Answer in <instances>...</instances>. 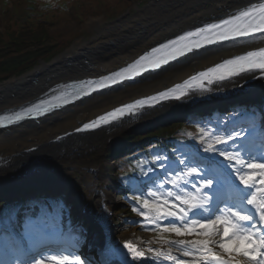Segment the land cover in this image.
<instances>
[{"label": "bare ground", "instance_id": "obj_1", "mask_svg": "<svg viewBox=\"0 0 264 264\" xmlns=\"http://www.w3.org/2000/svg\"><path fill=\"white\" fill-rule=\"evenodd\" d=\"M250 1L256 0H224L222 1V4H219L218 2L213 4L211 10L203 12L202 15L199 13H190L184 17H175L171 23H150L143 27V30L138 37H135L132 40H127L119 47L112 46V49L109 51L98 53L95 59L91 61V64H94V66H88V61L85 64L80 63L77 65L76 70L78 72L81 70V72H79L81 73L80 75L86 74L85 76L94 75L96 74L95 72L114 70L134 59L144 49L148 48L151 45V42L170 35L172 31L184 29L185 26L192 24L208 14L217 17L230 11L238 10ZM100 22L101 19L99 18L91 20L92 24ZM262 46H264V35L233 41L221 46L201 50L200 52L193 53L172 65H168L166 68H163L158 72L145 74L141 78L128 84L124 83L111 90L95 93L74 104L72 107L60 112L57 111L52 113L49 117L41 119L39 122L34 121L23 125L18 124L11 129L9 128L10 130L7 129L9 131L5 130L3 133H0V155L5 156L13 155L17 152L21 153L23 149L31 146H38L40 151L46 150L50 145L54 144L52 139L57 135L67 132L70 129H74L79 126L80 122L92 118L96 114L104 112L111 107H115L117 104L130 101L136 97L150 94L176 82H180L193 72L204 69L225 57L241 53L247 49ZM46 67V65H41L37 68L38 71L32 73L31 76L39 71H43ZM68 70H74V67L69 68ZM251 76L252 75L238 77L226 82L215 84L214 86L212 85L205 90L191 94L187 99L168 103L166 105L163 104L156 109L142 112L137 115H130L128 118L120 119L99 131H93L79 136H68L63 139L64 142L70 143L71 141L75 143L67 148L62 154L52 152L51 155L53 160L58 162L61 160V164L70 160L72 158V153H78L79 151H92V154H94V158L90 162V165L94 169L88 177L95 187V189L92 190L93 193L102 191L103 196L101 195V197L94 202L92 200L87 201L92 217L91 222L96 220V225L92 227L91 232L87 236V243H90L91 241L93 242L91 250L93 254L95 252L94 255L98 262L103 264H112L111 261H115L117 264H177L178 260H188L190 262L198 260L199 264H202L203 261H205V259L199 254L192 257H185L183 253L189 249L173 240L164 244L155 241L152 237L146 235L139 229L132 228L130 231H122L119 230L118 226H112V221L109 219L108 214L105 216L103 211L97 210L99 209L100 204L104 203V209L109 213L113 210L116 204V196L109 192L107 186L108 177L106 173L101 170V156L102 158L104 157V154L102 153L103 149L115 138L120 136L126 129L151 120H156L168 113H181L186 107L204 98L219 99L228 95H238L241 93L254 97L255 99L261 96L260 103L264 107V79L249 81L248 79ZM82 77L83 76H68L62 81L67 82ZM11 82L12 81H10L9 84ZM5 86H8L7 83L0 86V89L4 90ZM25 86L26 85L22 84L19 86H12L10 88L11 90H20L18 92L19 95L15 94L14 97H12V91L10 92V90L0 92V109L7 107V105L11 106L9 105L10 103L19 104L17 98L20 96L22 97L24 94L22 89H25ZM33 87L34 85L31 86V88ZM34 97L38 96L36 95ZM78 140H80V142H76ZM61 142L62 141H60V143ZM69 153H71V156H67ZM98 175H101V177H98ZM95 178L99 179L95 180ZM74 193H76V190ZM112 216L114 217V215ZM105 219L107 221L104 222ZM126 244H131L137 251L143 252L144 256L134 259L129 254L128 248L125 247ZM12 245L13 243H9L5 240V250L2 254L3 259L6 260L5 262H12V260H14L9 252ZM17 249L21 255L20 248ZM214 250L218 251L216 248H214ZM169 257H173L174 259H169Z\"/></svg>", "mask_w": 264, "mask_h": 264}, {"label": "snow or ice", "instance_id": "obj_2", "mask_svg": "<svg viewBox=\"0 0 264 264\" xmlns=\"http://www.w3.org/2000/svg\"><path fill=\"white\" fill-rule=\"evenodd\" d=\"M254 33H264V4H261L258 10L253 7L241 11L238 15L232 16L228 19L220 20L219 23H210L205 27L197 28L195 33L186 32L183 36L177 38V41H185L189 37L200 36L201 39H196L182 44L179 47H175L177 41L169 40L167 45H160L161 49L174 46L169 56L148 60L147 57H141L134 64L127 68H123L119 72L113 73L111 76L104 77L98 84V87L104 88L108 84H116L119 80L128 78L129 76L139 75L141 72L146 71L149 68L157 69L162 64H167L169 59H176L177 56H183L186 52H191L193 49H199L205 45H214L218 42L228 41L235 38L247 37ZM158 49H152L153 53H156ZM256 54L249 52L247 56H238L234 60L225 61L224 64L217 65L216 69H209L208 73H200V77L206 78L210 73H215L220 69L218 79L224 80L226 77L239 75L241 73L253 72L254 70H260L264 73V51L261 52V59H252ZM147 61V63H142ZM193 79H196L195 77ZM203 85L201 84V87ZM180 89L181 86L177 85ZM95 91V89H92ZM87 92L81 91V95H87ZM184 91H180V95H184ZM167 98V94H161ZM79 98V97H75ZM155 99V98H153ZM65 103L68 101L65 100ZM40 105H35L33 108L28 109L29 114L41 115L43 112H47L49 109ZM143 104V102H138ZM132 109V105L127 106ZM117 113L124 114L123 109H118L115 112L109 113L107 116L101 117L100 121L108 123V117L112 119L117 118ZM16 120L24 119L23 115H17ZM100 121H94L92 124H85L84 129L98 127ZM13 121H9L12 123ZM79 131V129H77ZM243 133L236 131L233 134L227 136L225 141H222V146L226 149L229 147L228 142L235 144L237 140L241 139ZM242 152L245 153V149L239 145ZM205 152L218 153L220 157H226V163L231 168L233 174L238 180L240 186L247 192L246 195L233 189L234 195L232 197V203L230 206L226 205L228 211L227 215L223 214L218 206L216 212H221V215H217L214 219L211 217H205L200 220H192L189 223L186 220L188 211L192 209H198L204 207V204L192 203L190 207H181L180 203L183 202L186 206L188 200L182 196H177L176 201L170 202L167 199L164 200H152L142 199L141 203L146 211H141V216L145 219H149V213H154L163 219L168 220L167 224L161 225L162 231L175 233L177 236L191 235L195 231L196 227L203 229L202 232L197 235H202L203 239H196L194 241L180 240L177 243L185 246L189 250L184 251L185 257H192L199 254L205 260H208L210 264H264V163L248 162L246 167L243 160L238 162L228 151L213 150L212 145L209 144ZM250 160L260 159L264 160V156L254 158L248 155ZM167 160V158H165ZM180 167V172L187 177H191V180L201 182L205 189L210 188L213 185V180L209 177L201 175L198 172L197 160H179L174 162ZM161 167L164 168V176L167 177V182L176 185L177 179L168 177V167L165 166L164 161H161ZM258 170V171H257ZM257 175L261 178L259 186L256 182ZM190 181L185 183V187L188 186ZM194 188L195 185H192ZM257 193L260 194V198L257 199ZM153 197L156 193L151 194ZM134 200H140V197H133ZM190 200H196L195 196L189 197ZM204 201L209 202L208 197H204ZM207 210V209H205ZM192 215L197 213L192 211ZM182 225V226H181ZM246 225L245 234H238L240 232V226ZM259 225V227H257ZM222 232L224 237L223 241L219 243V248L222 252L214 250L213 245L216 243L214 237ZM27 235V233H25ZM20 244V241H17ZM129 254L138 259L144 256V253L137 251L131 244H126ZM48 259L58 262V264H82L79 256H51ZM169 259H174L169 257ZM13 264H20L19 260H15ZM27 264H45V258L31 259ZM177 264H199L198 260H178Z\"/></svg>", "mask_w": 264, "mask_h": 264}, {"label": "rangeland", "instance_id": "obj_3", "mask_svg": "<svg viewBox=\"0 0 264 264\" xmlns=\"http://www.w3.org/2000/svg\"><path fill=\"white\" fill-rule=\"evenodd\" d=\"M21 1L23 3V7L26 8V7H32V3L34 0H21ZM35 1L41 2L42 0H35ZM67 1L69 5L78 6L76 4L79 3L83 4L84 7L82 9H78L77 11L79 16H82L83 13L89 9V4H91L92 2V0H67ZM105 1L108 4H105V2H100L97 3V6L94 5V7H92L93 9L95 10L97 9L99 12L103 13V15L100 14L96 17H89L85 21L80 23H76L75 21H71V20L59 21L57 24L51 26L52 33L67 31L62 39H55V43H57L58 46L55 49H53V53H58L63 49L64 50L60 52L57 55V57L52 58V60H50L51 62L56 60L58 57L65 55L66 57L65 58L63 57V60L58 64V66H62V64H67L68 62L75 63L77 61H82L85 55L90 58L89 63L87 65L90 67L92 65L94 66V64H91L92 63L91 61L95 59L98 53H104L105 51H109L110 49H112V46L119 47L120 45L124 44V42H126L127 40H132L133 38L138 37L142 32L143 27L147 26L148 24L157 23V22L171 23L175 17L178 18L184 17L189 15L190 13L193 14L199 13L202 15L203 12L210 10L213 4H215L216 2L222 4L223 3L222 1L224 0H158L156 2H153V0H147L143 3L142 6V9H144V11L146 12L144 11L141 12L140 11L141 9L138 8L136 5H134L133 7L135 9L134 12L132 14L126 13L123 16H122V6L127 3L132 4L131 0H110V2H108L107 0ZM12 2L15 3L14 9L12 8L11 5ZM50 3L52 4L53 7L58 6V10L63 9L65 4L64 0H51ZM20 6L21 4L19 5L15 0H0V7L3 10V16H4V12L5 14L12 16L15 9L20 10ZM127 8H129V6H127ZM124 9L125 8H123V10ZM7 10L8 12H6ZM59 15L66 18L70 17L69 13L63 10L59 11ZM95 18L101 19V22L97 24L95 23L92 24L91 20ZM118 18L119 20L117 21L114 22L111 21ZM5 21L7 22V20ZM3 28L4 25L1 20V14H0V30H3ZM35 43L34 46L30 47V49L38 48L39 44H37V42ZM37 51L39 52V55L35 56L36 62L33 59L30 60L31 63L33 62L35 65L32 69L16 72L14 75H20V76H12L8 80L6 79L5 81H3V83H1L0 86L5 85L6 83L7 85H9V81L19 80L21 77H23V75L32 73L41 65H46V62H50L49 60L47 61L43 59L44 57L45 58L47 57V54H45L42 51V49H37ZM31 52L33 51H28L24 53V56H22V59H19V61L24 60L23 62L24 64H29L27 61L30 57L29 55ZM79 72H81V70ZM79 72L77 70L67 71L66 69L54 67L52 71H50L46 76L44 77L39 76L40 83L38 87H36L33 91L25 92L23 96L22 97L20 96L19 98H17V100H19V104H20L24 102V100H26L28 97L31 98L39 94L40 92L44 91L49 86H51L52 84L62 81L65 77L71 75L73 76L80 75L81 73ZM36 77H38V75ZM3 92H5V90ZM239 96L241 95H238V97ZM229 98L232 97H226L224 98V101L225 100L228 101ZM224 101L222 99L217 101L212 100V101H208L207 103L214 104V102H217L216 104L220 106L223 104ZM13 104L15 103H10L9 105L13 106ZM207 105L202 108L200 107L199 109L197 108V110L203 109V111L207 112L209 110ZM193 107L187 109L185 112H188ZM184 113L175 114L168 118H163V120L164 122H169L174 119L178 120L182 118ZM156 124L157 123L154 122L150 124H144L142 126L140 125L138 127H134L133 129H129L128 131L130 130L142 131L143 128L145 127L147 128V126L153 127ZM123 135H125V132L122 134V136ZM122 136H119L117 139H115L110 145H108L105 148L104 155L107 156L109 151L122 138ZM69 144H70L69 142H64V144L60 145L58 147V150L56 151H63L69 148ZM45 155H46L45 153L39 152V153H31L30 155H26L23 157H21V155L12 156L13 159L10 158L8 160V164H12V165L10 167H8L9 166L8 164L3 165V167H8V170L7 171L2 170L0 172V187L3 186L4 184H11V183H15L19 186H24L30 183H44V182L51 183L59 180H69L70 186L67 190V195L74 202L78 213L80 215H85L87 217L86 219L82 218L83 221H82V225L80 226V227L84 226V231H82V233L84 234V239H85L86 233H88L90 230L91 220L89 217L90 216L89 213L84 211L85 214H83L82 210L84 209L82 208V206L87 204V201L92 200L94 202L102 195V191L99 192L97 191L93 193L92 190H94L95 187L91 183V180L88 177L91 171L94 169L90 165V162L94 158V154L90 155L89 152H81V155H78L77 153H74L72 154V158L70 160H67L64 164H61V161L59 163L52 162L51 160L48 162H44L46 157H39L37 158L36 161L38 163H32V164L20 165L19 162H14V160L18 161L20 159L25 161L23 163H28L27 161H33L37 156H45ZM101 170H104V172L106 171L105 162L102 163ZM109 174H110L109 176L111 177L109 183L113 188L115 187L114 177L110 171ZM97 179L98 178H95V180ZM71 181L74 182L79 181V183H76L78 188L74 184H72ZM77 189L78 190L80 189L82 193L80 194V192L77 191L76 193H74V191ZM115 196L118 205H116L117 207L114 208L115 221L114 220L112 221L113 226H118L120 230L130 231L131 227H133L134 225H130L124 219H122V217L127 216V210L121 204L123 203V201L121 200L120 195L117 194ZM168 241L169 239L157 240V242H162V243ZM93 264H97V263H93Z\"/></svg>", "mask_w": 264, "mask_h": 264}, {"label": "trees", "instance_id": "obj_4", "mask_svg": "<svg viewBox=\"0 0 264 264\" xmlns=\"http://www.w3.org/2000/svg\"><path fill=\"white\" fill-rule=\"evenodd\" d=\"M33 27V26H31ZM25 33L21 35V37L17 38V42L15 43L18 47V50L15 54L10 53L7 54V56H0V82L5 80L6 78L10 77L11 75H14L18 71H24L27 69H31L34 66V63H31V59H33L36 55H39V52L37 49H29L26 48L29 44L33 45L34 41L42 40L44 36L48 34V29L44 26L43 23H41L39 26H37L34 29L25 27L24 28ZM27 38V39H26ZM24 42H26L24 45H22ZM44 44V43H43ZM22 45V47H21ZM35 48V47H34ZM42 48V46H41ZM28 51H33L30 53V57L28 59L29 64H24L23 61H19V59H22V56H24V53ZM42 51H45L44 47L42 48ZM36 62V61H35ZM190 124H194L193 122ZM160 145H158L159 147ZM43 195H48L46 191H42ZM29 196L28 198H38V196H41L40 191L32 190L28 192ZM27 199V196H26ZM58 199L62 200L63 202H66L63 197H58ZM32 201L29 200L28 203H31ZM46 215V214H45Z\"/></svg>", "mask_w": 264, "mask_h": 264}]
</instances>
